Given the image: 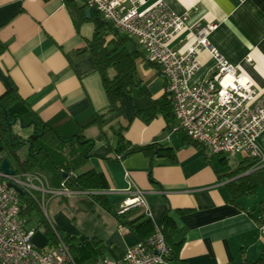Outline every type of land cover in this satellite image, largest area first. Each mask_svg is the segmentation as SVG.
I'll list each match as a JSON object with an SVG mask.
<instances>
[{"label": "crops", "instance_id": "crops-1", "mask_svg": "<svg viewBox=\"0 0 264 264\" xmlns=\"http://www.w3.org/2000/svg\"><path fill=\"white\" fill-rule=\"evenodd\" d=\"M142 1L140 10L163 1L177 13L187 12L188 25L196 21L215 24L209 35L211 42L259 92L264 91V0ZM80 7L85 16L86 6L81 0H0V45L4 47L0 53V95L15 85L41 120L62 111L83 125V135L93 141L89 167H78L73 172L94 169L102 173L106 182L105 188L87 190L100 191L108 209L92 202L91 196H69L84 204L83 208L72 207L82 219L87 211L101 210L91 229L71 227L61 213L52 222L76 241L99 240L101 252L94 264L105 256L118 258L139 238L115 215L122 201L140 190L155 231L161 230L165 214L171 218L174 238L182 240L176 249L180 264H253L261 256L264 264V233L257 226L264 202V172L214 165L209 149L190 140L176 118L171 127L161 115L145 121L136 113L151 105L148 98L123 93L117 109L106 114L105 123H92L95 113L107 108L108 100L100 75L85 52L94 24L91 15L80 22L76 11ZM181 38L184 43H179ZM192 39L185 29L170 45L184 51ZM197 58L200 68L191 83L214 75L211 55L203 50ZM137 69L153 98L165 92L164 79L156 67L140 60ZM119 128L130 143L168 146L171 156L135 152L116 159ZM257 142L264 151V130ZM236 168H240L236 175L226 177L225 173ZM42 175L50 185L48 176ZM255 178L259 179L255 190L239 197L237 203L230 200L228 182L249 184ZM259 186H263L262 195L257 193L255 197ZM131 209L134 216L144 213L140 207L126 212Z\"/></svg>", "mask_w": 264, "mask_h": 264}, {"label": "built area", "instance_id": "built-area-1", "mask_svg": "<svg viewBox=\"0 0 264 264\" xmlns=\"http://www.w3.org/2000/svg\"><path fill=\"white\" fill-rule=\"evenodd\" d=\"M81 1L96 10L119 34L132 37L144 51L146 61L157 66L165 82V91L171 97L178 127L191 140L205 145L214 154L247 156L254 161L251 171H264V151L257 142L264 130V91L259 92L211 42L209 35L215 24L196 21L188 25L187 12L177 13L163 1L143 10H140L142 0ZM185 29L193 39L181 51L170 43ZM184 41L181 38L179 43ZM203 50L214 61V77L191 83L200 68L197 53ZM247 60L252 62L250 56ZM10 183L33 197L42 211L50 197L92 196L100 191L69 188L63 182L51 186L42 174L32 170L11 175L0 169V264H78L55 229L57 240L52 246H35V230L25 227L19 215V193ZM132 207H140L149 215L140 190L122 201L119 212ZM257 226L264 233V202ZM95 264L180 263L172 259L163 233L156 230L146 239L139 238L120 257L105 256Z\"/></svg>", "mask_w": 264, "mask_h": 264}, {"label": "trees", "instance_id": "trees-1", "mask_svg": "<svg viewBox=\"0 0 264 264\" xmlns=\"http://www.w3.org/2000/svg\"><path fill=\"white\" fill-rule=\"evenodd\" d=\"M76 11L80 22L85 21L84 8H76ZM92 12L90 20L94 24V30L92 38L89 40V47L85 52L91 58L94 70L100 75L103 90L108 100L107 108L104 111L95 113L92 123L98 125L105 123L107 121L106 114L114 112L119 106L122 94L127 93L131 94L133 98H148L152 102L149 107L137 110L136 114H139L145 121L161 115L167 126L171 127L176 116L169 93L165 91L159 97L153 98L148 83L138 72V62L146 60L144 51L132 37L119 34L96 10H92ZM3 49L4 47L0 45V53ZM149 64L157 68L153 63L149 62ZM20 118L22 119L21 123L19 122ZM14 119H16V123L24 126H27L28 123L33 126V131L27 136L32 141L31 151L21 160L22 167L26 170L33 167L46 170L51 186H59L63 182L69 188L99 189L106 187L101 172L94 169H87L76 174L73 172L90 156L93 146L92 139L86 138L82 133L84 126L62 111L48 120H41L31 109L27 100L19 94L15 85H11L0 95V161L7 156V152H16L23 145L16 140L11 142L9 138L7 123ZM116 136L117 142L114 147L116 159L121 160L135 152H141L148 156L164 154L171 156L172 149L168 146L154 143L142 145L130 143L129 140L125 139L120 128L116 131ZM19 137L25 139L20 135ZM193 142L198 146L206 147L197 141ZM216 155L219 162H223V167H230L227 164L228 155ZM18 158V154L15 155V160ZM253 164L254 161L251 158L244 156L237 167H252ZM239 169L236 168L225 173L226 177L236 175ZM63 172L66 174L65 176L62 174ZM220 172L221 170L217 171V173ZM219 176L223 175L219 174ZM258 184V178L253 179L249 184L235 181L228 182L227 190L230 200L237 203L239 197L250 194ZM19 198L21 202L19 215L23 218L25 225L30 219L32 211L39 206L34 198L25 192L19 193ZM91 199L92 202L99 203L106 209L109 208L103 194H94ZM133 214L134 210L131 209L129 212H118L115 216L123 226L128 228V231L137 235L138 238L146 239L155 232L154 223L149 216L144 213L135 216ZM37 224L44 225V234L47 237L45 244L51 246L57 240L55 229L59 237L70 247L78 264H90L91 262L94 264L97 260V255L101 252L99 240L76 241L51 220L38 219ZM161 232L170 248L172 259L179 262L176 258V249L180 246L182 240H175L176 231L168 214H165L162 220ZM253 264H263V257H259Z\"/></svg>", "mask_w": 264, "mask_h": 264}, {"label": "rangeland", "instance_id": "rangeland-1", "mask_svg": "<svg viewBox=\"0 0 264 264\" xmlns=\"http://www.w3.org/2000/svg\"><path fill=\"white\" fill-rule=\"evenodd\" d=\"M214 77V75H213ZM33 131V126H24L21 127L20 123H16L12 125V132L16 133L24 138H27V136ZM209 158L211 160V162L214 165L219 164L220 166L223 165V162H219L218 160V156L216 154H214L213 152H211L210 150L207 151ZM17 154L19 156V158H24L27 154H28V145H22L21 147H19ZM7 156H9L10 160H11V165L17 170V172H20L21 170L18 168L19 166L17 165V163L15 162L13 156H11L10 152H7ZM244 155L241 154H234V155H228L227 158V164L230 167H236L239 163V161L243 158ZM89 162H88V157L86 158V160L84 161V163L80 166V167H89ZM226 165V164H225ZM32 169L36 170V172H40V174H44L47 175V171L44 169H39L38 167H33ZM29 169V170H32ZM262 191H263V186H259L255 193L253 194V196H257V193H259V196L262 195ZM37 197H39V194H36ZM49 197V195H47V198ZM249 197V196H247ZM76 198L73 197H60V196H53L49 198L48 204L45 208V211L40 208V206L37 209H34L32 211V214L30 215V219L25 223L27 228H32L35 230V236L33 238V243L35 244V246H39V247H50L51 245L49 244H45L44 241L47 240V237L44 234V225L43 224H37L38 219H45L46 221L51 220L54 221L55 219V215L57 213H61L63 214V218L66 220V222L71 226V227H75L77 226L78 228L82 229V230H88L91 229L93 226V223H97V219L100 218L98 216L97 213H101V210L99 209H95L94 211H87L86 212V216H84V219H82L81 216H76L77 212L75 211L74 208L75 206H79L80 208H83L82 206H84V204H82L79 201L75 200ZM75 201V202H74ZM38 204V203H37ZM103 218V216H102ZM25 219H27V217H25ZM101 220V219H100ZM55 222V221H54ZM53 222V223H54ZM55 225H57L56 223H54ZM66 238V237H65ZM71 242V241H69ZM44 243V244H43ZM86 264V263H85ZM92 264V262L90 263Z\"/></svg>", "mask_w": 264, "mask_h": 264}, {"label": "water", "instance_id": "water-1", "mask_svg": "<svg viewBox=\"0 0 264 264\" xmlns=\"http://www.w3.org/2000/svg\"><path fill=\"white\" fill-rule=\"evenodd\" d=\"M91 13H92L91 8L86 7L85 8V16H86V18H89ZM5 112L6 111L4 110V113ZM21 121H22V119L20 118L19 122L21 123ZM13 124H16V119H14V120H12V121L7 123L8 131H9V138H10L11 142H12V140H16V141H18L19 143H21L23 145L27 144L28 145V152H30L31 148H32L31 139L29 137H27L25 139H21L18 134L13 133L12 132V125ZM27 126H30V123H28ZM21 127H24V125L21 124ZM10 153H11V156H13V158L15 160V155H17V152L11 151ZM15 162L17 163V165L19 166L18 168L21 171H25L26 170L24 167H22V163H21L22 161H21L20 158L15 160ZM0 169L4 173L11 174V175L17 172V170L11 165V160H10L9 156H6L3 159H1V161H0ZM62 174H63V176L66 175L64 172ZM9 185L10 186H14L16 188V190L18 191V193L21 194L23 192L21 188H19L18 186H15L14 184L10 183Z\"/></svg>", "mask_w": 264, "mask_h": 264}]
</instances>
